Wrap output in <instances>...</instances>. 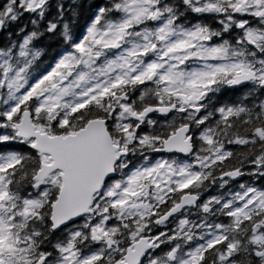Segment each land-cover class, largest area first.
I'll return each instance as SVG.
<instances>
[{
  "label": "snow or ice",
  "instance_id": "obj_1",
  "mask_svg": "<svg viewBox=\"0 0 264 264\" xmlns=\"http://www.w3.org/2000/svg\"><path fill=\"white\" fill-rule=\"evenodd\" d=\"M0 264H264V0H0Z\"/></svg>",
  "mask_w": 264,
  "mask_h": 264
}]
</instances>
